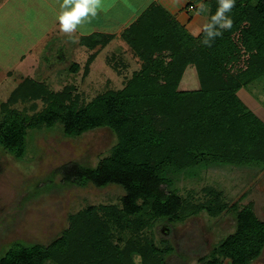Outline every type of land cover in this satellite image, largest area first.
Returning a JSON list of instances; mask_svg holds the SVG:
<instances>
[{"label": "trees", "instance_id": "obj_1", "mask_svg": "<svg viewBox=\"0 0 264 264\" xmlns=\"http://www.w3.org/2000/svg\"><path fill=\"white\" fill-rule=\"evenodd\" d=\"M196 12H216L218 0H196ZM226 15L230 29L209 38L204 30L193 36L158 3L152 2L121 33L140 67L118 90H107L79 105L72 86L52 92L41 82L24 79L0 104V148L20 159L29 133L61 125L67 137L109 128L118 138L109 157L95 167L68 162L53 174L62 182L96 188L117 186L124 191L120 205L87 206L69 215L68 227L48 245L15 243L0 264H168L164 250L151 240H111V226L139 235L149 221H175L205 212L219 216L226 206L220 194L205 189L206 199L192 204L170 190L172 176L210 165L264 169V122L238 97V92L264 77V0H235ZM112 35L81 37L80 46L104 48ZM97 51L85 62L89 73ZM199 83L194 91L178 89L187 67ZM70 71H78L73 63ZM42 101L44 108L27 115L12 108ZM236 229L202 264H251L264 248V222L253 206L231 207Z\"/></svg>", "mask_w": 264, "mask_h": 264}, {"label": "rangeland", "instance_id": "obj_2", "mask_svg": "<svg viewBox=\"0 0 264 264\" xmlns=\"http://www.w3.org/2000/svg\"><path fill=\"white\" fill-rule=\"evenodd\" d=\"M17 2L20 12L15 19H6L3 26L0 23V104L27 78L44 83L52 92L72 86V94L78 96L79 105L83 106L100 93L121 89L126 79L139 69L138 58L119 37L103 49L89 50L79 44L78 30L82 26L72 33H64L59 29L56 16L47 10L46 3L39 2L37 16L31 18L30 1ZM89 21L98 24L103 19L91 18ZM26 22L33 23L35 29L25 26ZM120 27L111 31L117 33ZM97 50L89 73L84 75L88 56ZM73 63L78 66L76 73L70 71ZM182 82L181 89L189 87L186 91L199 88L193 66L186 68ZM241 92L244 97L249 96L245 100L242 95V103L264 122V77L242 88ZM250 98L254 102L252 105ZM31 104L21 102L12 108L33 115L45 106L39 100L32 111ZM117 142V135L109 128L67 137L61 125L55 124L29 133L25 153L20 159L0 148V257L15 243L48 245L68 227L69 215L87 206L119 207L124 195L120 187L100 189L77 181L66 184L60 175L53 174L68 162L93 168L110 156ZM172 180L174 183L169 189L185 201L202 203L206 199L204 190L211 189L220 194L226 209L216 217L202 212L175 221L154 218L139 235L122 233L111 226L114 244L123 247L130 238L133 241L147 239L166 251L163 256L168 264H202L201 257L208 258L227 236L234 233L233 205L240 209L251 204L257 218L264 222V169L210 165L184 171L172 176ZM222 264L229 262L222 260ZM251 264H264V248Z\"/></svg>", "mask_w": 264, "mask_h": 264}, {"label": "crops", "instance_id": "obj_3", "mask_svg": "<svg viewBox=\"0 0 264 264\" xmlns=\"http://www.w3.org/2000/svg\"><path fill=\"white\" fill-rule=\"evenodd\" d=\"M28 1H30L29 12L31 14V18L37 16L36 15V11L38 10L37 4L39 2L46 3L47 10L52 16H57L59 12V5L60 3H62V0H28ZM195 1L196 0H100L101 6L100 8L97 9V15L92 18H96L99 20L103 19V21L99 22L98 24H94L92 23V21L86 22L84 25H82L80 30L78 29L77 30L78 33L81 35V37L102 34V35H112L113 39L116 36L119 37V39H121L120 35L124 31V29L127 26H129L138 17V15L142 11H144L146 7H148L150 3L156 2L161 7H163L170 15H172L178 21V23H180V25H182L186 29L188 33H190L193 36H197L199 33H201L202 30H204V25L207 24L208 21L205 17V13H207L206 10H204L202 14L196 12L197 8H199V4H196ZM114 8L116 9L113 12ZM19 12H20V4H18L17 0H0V15H2L0 16V20H2L0 21V23L2 24V26L5 24L6 19L9 18L15 19L17 14H19ZM89 20H91V18ZM32 24L33 23L29 24L26 22L25 26L28 25L31 26L32 29H35ZM116 26L118 27L121 26V27L119 28V31L117 33H113L111 30ZM23 59L24 58L21 56L20 60L22 61ZM7 75H9V73H7ZM182 80H183V76L179 83L178 89L181 91H186V88L189 87L183 86V88L181 89V85L183 83ZM242 93L243 92L240 93V91L238 92L239 98H241V96L243 95ZM246 97H244L245 100ZM250 102L251 105L254 103L252 99L250 100Z\"/></svg>", "mask_w": 264, "mask_h": 264}, {"label": "clouds", "instance_id": "obj_4", "mask_svg": "<svg viewBox=\"0 0 264 264\" xmlns=\"http://www.w3.org/2000/svg\"><path fill=\"white\" fill-rule=\"evenodd\" d=\"M235 4V0H218L216 12L210 17V21L204 25V32L207 39L203 41L205 45L210 44L209 38L221 35L218 29H230L232 19L226 15ZM100 0H62L59 5V12L56 20L60 31L72 33L89 21L90 18L97 15V9L100 8Z\"/></svg>", "mask_w": 264, "mask_h": 264}]
</instances>
